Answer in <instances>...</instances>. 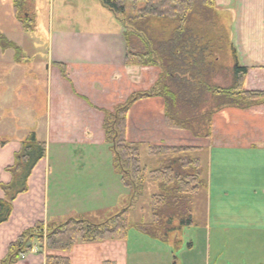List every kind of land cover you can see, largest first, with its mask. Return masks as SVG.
Here are the masks:
<instances>
[{"label": "crops", "instance_id": "obj_1", "mask_svg": "<svg viewBox=\"0 0 264 264\" xmlns=\"http://www.w3.org/2000/svg\"><path fill=\"white\" fill-rule=\"evenodd\" d=\"M214 11L237 63L247 69L243 88L264 91V0H214ZM223 17L227 19L225 24ZM49 21L40 119L32 113L36 112L34 109L29 112L12 107L10 113L5 111L6 107L2 110L4 99L19 84V78L0 76V113L18 117L19 131L14 136L20 135L7 139L9 133L0 132V184L10 181L5 169L13 164L20 142L27 134L33 133L46 146L44 158L28 178L27 191L16 197L8 221L0 225V261L8 245L35 224L78 218L105 220L111 210L121 208L122 200L128 195L112 168L111 154L104 141L102 111L110 112L131 95L150 90L160 73L158 67L125 62L124 26L100 0H49ZM214 57L221 58L227 66L232 62L228 47L224 54L214 52ZM56 64L64 66V77ZM31 81V76H22L19 88L26 95L24 105L31 104ZM163 110V100L159 97L132 105L126 116V139L147 147L210 149L212 170L204 178L205 190L212 198L213 194L222 192L225 202H214L212 198L207 202L209 225L215 224V229L198 233L203 252L200 261L203 264H264V228L256 235H232L216 230L229 224L238 213H245L249 218L248 201L238 197L231 200L230 194L242 196L244 190L250 191L254 168H258L260 177L264 176V104L247 110L226 108L217 112L212 118L208 140L167 129ZM31 113L36 122L41 119L42 122L30 121H34ZM19 115L29 122L21 121ZM7 120L0 117V130L11 132ZM238 183L245 189L239 188ZM212 209L221 211L211 216ZM223 210L227 217L219 215ZM95 212L98 213L94 215ZM171 238L167 242L171 245L175 240L180 241ZM247 242L259 249L247 248ZM167 243L132 230L124 240L79 243L67 252H55L46 249L43 238L40 245L34 244V248L38 247L36 252L27 253L16 264H45L48 255L67 258L70 264H167L163 260L168 251L166 246L170 247ZM188 250L193 251L191 243Z\"/></svg>", "mask_w": 264, "mask_h": 264}, {"label": "trees", "instance_id": "obj_2", "mask_svg": "<svg viewBox=\"0 0 264 264\" xmlns=\"http://www.w3.org/2000/svg\"><path fill=\"white\" fill-rule=\"evenodd\" d=\"M124 26L125 62L142 67H158L153 87L131 95L112 111H102L104 141L112 158V168L128 192L130 205L152 183L157 192L149 198L150 221L132 223L130 205L107 220L94 224L83 218L66 220L63 225L35 224L7 247L0 264H16L22 254L45 239L46 249L67 252L74 245L105 240H124L128 231L167 243L192 225L193 198L206 189L201 176L197 148L189 146H148L147 156L155 158L153 168L141 165L139 144L126 139V116L136 102L151 97L163 100V118L167 129L188 133L192 138L208 140L213 116L226 108L247 110L264 104V91H247L243 81L247 72L237 63L227 35L219 27L214 0H100ZM20 19V5H13ZM128 11H131L130 13ZM0 39L2 36L0 35ZM227 47L232 62L221 58ZM61 76L64 66L56 64ZM44 142L29 133L20 142L13 164L5 169L10 181L0 184V225L12 212V203L27 189L28 178L44 158ZM30 245L29 247L27 245ZM180 241L175 240L177 248ZM45 264H70L64 257L46 256Z\"/></svg>", "mask_w": 264, "mask_h": 264}, {"label": "rangeland", "instance_id": "obj_3", "mask_svg": "<svg viewBox=\"0 0 264 264\" xmlns=\"http://www.w3.org/2000/svg\"><path fill=\"white\" fill-rule=\"evenodd\" d=\"M17 2L20 5L19 16L17 19L14 13L13 5ZM129 13L131 11H128ZM227 21L226 17L222 18V23L225 24ZM220 24V23H219ZM50 21H49V0H0V76H18L19 84H15L13 88L10 89L8 98L4 99L3 109L10 113V109L15 107L16 109H27L29 112L34 109L36 112H32L40 119L39 115L42 113L43 104V77L46 76L45 73V62L47 58L48 50V33H49ZM22 76H31V87H30V100L31 104L25 102L26 95L20 87L22 82ZM33 76H36L35 79ZM11 84L10 80L8 82ZM14 99V101H12ZM33 111V110H32ZM30 114L34 118V114ZM43 116V115H42ZM0 117L8 118L7 123L11 132L7 129L0 130L2 134H6L7 139H14L19 137V134L14 136V132H18V117L12 114H6L5 112L0 113ZM21 121L29 122L23 116L19 115ZM25 120H24V119ZM16 120V121H14ZM33 123L36 119H31ZM42 122V119L37 121V123ZM12 135V136H11ZM208 147L200 146V149L193 154L200 160L201 176L204 179L207 172L212 170L210 165V156ZM141 165L146 167L147 170L153 168L155 163V158L147 156V146H140L139 148ZM254 166V165H253ZM257 167V166H254ZM250 191L245 193V188L241 187L238 183V187L243 189V195L240 193L232 192L231 200L236 197L239 199H246L250 204V208L246 209V213L249 218L246 217L245 213H238L234 217V220H230L229 224L220 228H216L217 231L221 233H228L232 235H243V234H260L264 228V176L260 177L258 168L253 169L252 177L250 180ZM157 192V188L152 183H145L141 196L137 198L134 204L130 205L127 199L122 200L121 208L117 210H111L106 217H113L114 214L118 213L121 209L131 206L129 211V220L132 223L138 222H149L150 221V207L149 198L152 194ZM128 195V192H127ZM212 198L208 196V191L202 190L193 198L192 212H193V222L194 225L186 228L181 234L173 236L171 240L179 239L181 241V246L175 248L170 243L166 246L165 254L163 257L164 262L167 264H203L200 261L202 255V239L198 238V233L202 231H211L215 229V224L209 225L210 220L208 218V206L207 202L212 200L214 202H225L222 192L213 194ZM253 200V201H252ZM211 216H213L216 211H221L212 209ZM98 213L95 212L94 215ZM220 216L227 217L226 211L223 210L219 214ZM91 223L98 224L105 220H100L103 218H90ZM75 220V219H73ZM244 220V221H242ZM100 221V222H99ZM67 222V221H66ZM66 222L52 223L55 226L63 225ZM232 223V224H230ZM225 225V224H224ZM233 231V232H231ZM132 232V230H130ZM181 237V238H180ZM172 242V241H171ZM190 243L193 245V251L188 252ZM162 248V245H161ZM247 248L259 249L254 243L247 242ZM201 252V253H200ZM175 258V261H173Z\"/></svg>", "mask_w": 264, "mask_h": 264}, {"label": "water", "instance_id": "obj_4", "mask_svg": "<svg viewBox=\"0 0 264 264\" xmlns=\"http://www.w3.org/2000/svg\"><path fill=\"white\" fill-rule=\"evenodd\" d=\"M29 246V245H28Z\"/></svg>", "mask_w": 264, "mask_h": 264}]
</instances>
